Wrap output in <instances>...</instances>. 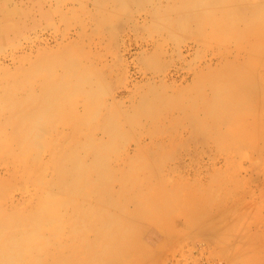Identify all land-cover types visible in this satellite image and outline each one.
<instances>
[{
  "label": "rangeland",
  "instance_id": "374dc122",
  "mask_svg": "<svg viewBox=\"0 0 264 264\" xmlns=\"http://www.w3.org/2000/svg\"><path fill=\"white\" fill-rule=\"evenodd\" d=\"M238 1L0 0V264H264Z\"/></svg>",
  "mask_w": 264,
  "mask_h": 264
},
{
  "label": "crops",
  "instance_id": "0c3cea01",
  "mask_svg": "<svg viewBox=\"0 0 264 264\" xmlns=\"http://www.w3.org/2000/svg\"><path fill=\"white\" fill-rule=\"evenodd\" d=\"M238 2L242 8H247V10L241 9L242 12L248 13L247 15L253 16L255 14H258L261 11L262 12L260 13V15H264V0H256V2L254 0H247V2L245 3H242L241 1H238ZM247 19L254 20L251 17H248Z\"/></svg>",
  "mask_w": 264,
  "mask_h": 264
},
{
  "label": "bare ground",
  "instance_id": "6f19581e",
  "mask_svg": "<svg viewBox=\"0 0 264 264\" xmlns=\"http://www.w3.org/2000/svg\"><path fill=\"white\" fill-rule=\"evenodd\" d=\"M198 1H199V0H198ZM241 2H242V3H245V2H247V0H241ZM236 3H237V2H236ZM234 4H235V3H234ZM252 13H253V12H252ZM252 13H251V14H252ZM262 16H264V15H262ZM262 16H261V17H262ZM263 19H264V17H263ZM263 19H262V20H263ZM262 22H263V21H262ZM250 24H251V23H250ZM250 24H249V25H250ZM252 25H253V24H252ZM51 94H52V93H51ZM47 218H48V217H47ZM32 222H33V221H32ZM32 222H31V224H32ZM11 227H12V226H11ZM10 230H11V229H10ZM114 233L117 234L115 228H114ZM33 239H34V238H33ZM14 242H15V241H14ZM14 242H13V243H14ZM19 242H20V241H19ZM24 242H25V241H24ZM18 244H19V243H18ZM12 245H13V244H12ZM14 252H15V251H14ZM2 253H3V252H2ZM7 254H8V253H7ZM8 255H9V254H8ZM8 258H9V257H8ZM12 258H13V257H12ZM16 258H17V256H16ZM16 260H17V259H16ZM3 262H4V261H3ZM5 263H6V264H10V259H9V260L7 259V261L5 260ZM13 263H14V261H13Z\"/></svg>",
  "mask_w": 264,
  "mask_h": 264
}]
</instances>
